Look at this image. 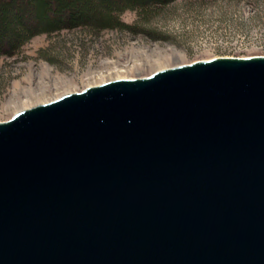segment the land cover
Returning a JSON list of instances; mask_svg holds the SVG:
<instances>
[{
	"label": "water",
	"instance_id": "water-1",
	"mask_svg": "<svg viewBox=\"0 0 264 264\" xmlns=\"http://www.w3.org/2000/svg\"><path fill=\"white\" fill-rule=\"evenodd\" d=\"M0 264H264V55L0 120Z\"/></svg>",
	"mask_w": 264,
	"mask_h": 264
},
{
	"label": "rangeland",
	"instance_id": "rangeland-1",
	"mask_svg": "<svg viewBox=\"0 0 264 264\" xmlns=\"http://www.w3.org/2000/svg\"><path fill=\"white\" fill-rule=\"evenodd\" d=\"M120 17L124 27L41 33L17 53L0 56V120L112 80L109 71L134 61L130 49L145 55L139 56L141 64L131 69L130 77L216 56L264 55V0H172L152 12L127 9ZM57 77L63 81L55 85Z\"/></svg>",
	"mask_w": 264,
	"mask_h": 264
},
{
	"label": "trees",
	"instance_id": "trees-1",
	"mask_svg": "<svg viewBox=\"0 0 264 264\" xmlns=\"http://www.w3.org/2000/svg\"><path fill=\"white\" fill-rule=\"evenodd\" d=\"M172 0H0V56L13 55L33 36L79 26L124 27L127 9L152 12Z\"/></svg>",
	"mask_w": 264,
	"mask_h": 264
},
{
	"label": "bare ground",
	"instance_id": "bare-ground-1",
	"mask_svg": "<svg viewBox=\"0 0 264 264\" xmlns=\"http://www.w3.org/2000/svg\"><path fill=\"white\" fill-rule=\"evenodd\" d=\"M135 45V44H134ZM133 45V46H134ZM125 50V49H124ZM129 51V50H128ZM129 54H130V56H131V58H133L134 59V61H132L131 59V61H132V63H131V65L127 68V66L125 67V68H123V67H120V66H118L117 68H114L113 70H111V71H109L108 72V74H107V76L109 77V78H112V79H118V78H129L130 76H129V72L131 71V69H134L135 67H138L140 64H141V62L140 63H138L139 61V59H141V57H139L140 55H144V52H140V51H131V49H130V51L128 52ZM142 53V54H141ZM116 54V53H115ZM114 54V55H115ZM118 56H120L119 55V53L117 54ZM123 55V54H122ZM126 55V54H125ZM145 56V55H144ZM127 57V56H126ZM135 57V58H134ZM143 58H145V57H143ZM115 60V59H114ZM144 60V59H143ZM109 61V60H108ZM158 61H160V60H158ZM109 62H112V60L111 61H109ZM116 62V61H115ZM153 62V61H152ZM105 63V62H104ZM111 64H113V63H111ZM118 64V63H117ZM164 68V67H163ZM44 70V69H43ZM31 71V70H30ZM44 72H46V69H45V71ZM43 72V73H44ZM47 72H48V70H47ZM46 74H49V73H45V78L47 79V81H48V78L46 77ZM43 75V74H42ZM52 76V75H51ZM51 76H50V78H51ZM39 77V76H38ZM42 77V76H41ZM105 77L106 76H104V77H102V79H105ZM28 78L30 79V77L28 76ZM27 78V79H28ZM45 78H42L43 80H41V84H44L43 86H47L46 85V83L47 82H45L44 81V79ZM28 79V80H29ZM41 79V78H40ZM111 80V79H110ZM49 81H51V80H49ZM61 81H63V80H61V78L60 79H58V77H57V79H54L53 80V83L56 85V84H58L59 82H61ZM103 81V80H102ZM61 84V83H60ZM43 88H47V87H43Z\"/></svg>",
	"mask_w": 264,
	"mask_h": 264
}]
</instances>
